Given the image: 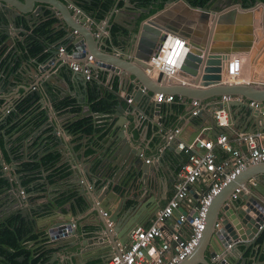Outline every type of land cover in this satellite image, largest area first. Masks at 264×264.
<instances>
[{
    "label": "crops",
    "instance_id": "0c3cea01",
    "mask_svg": "<svg viewBox=\"0 0 264 264\" xmlns=\"http://www.w3.org/2000/svg\"><path fill=\"white\" fill-rule=\"evenodd\" d=\"M8 1V4L17 2V0ZM49 1L55 3L57 2L56 0ZM261 1L264 2V0ZM112 2V5L106 11L103 19H107V15L111 12L116 0H112ZM125 2L126 0H121L118 8H123L126 4ZM176 4L171 6L168 5L169 9L168 14L164 19L165 22L169 24H172L176 21H178V23H182L185 27L194 31L192 36L195 40L196 37H199V35L205 32L206 27L203 24H200L197 18L193 17L194 13H192L188 8H174L173 6ZM223 4L224 3L219 4V6L222 7ZM11 5L12 4H10V6ZM37 5H39V3H37ZM224 9L225 8H223V10ZM124 12L125 14L123 13V10L116 11V18H118V20L122 18L121 20H123L127 17V15L129 17L130 13H133V11L130 9ZM35 13H38V11H35ZM44 14L45 17L42 14H36L41 20L39 22L36 21L32 27L27 26V34L24 35V39L21 40L20 38L15 37L16 43L19 45V47L21 48L22 42H24V40L33 41V37L36 36L37 39H41L46 42L62 43L61 47L66 46L67 50L73 55L71 58H73L74 61H87V57L75 56L74 51H72L74 46L73 41L62 29H57L55 27L57 24L59 26V20L56 18V15L52 14L49 9H46ZM93 14V17L97 19L96 14ZM57 16H59L60 19H63L64 17L59 12H57ZM103 19H97L100 21L99 26H95V24L91 21L90 23H87L86 26H89L90 28L91 26H95L94 32L96 36H103L102 42L107 41L110 46L115 48L114 44L109 41V30L105 31L106 26H108L107 29H111L112 25L114 24V20H110L107 24V21L104 22ZM237 19V16H234L233 18L228 17L224 21L221 20L222 28L220 29V33H216L217 38L214 43L221 49H238L241 45L234 46L236 43H238L235 36L236 34L234 27L237 25L241 27L237 29V31H240L239 33L241 35V39H244L246 36L245 32L253 27L255 40L251 46L250 52L246 54L243 52H238L235 54L242 55V58L244 59V77L246 80L250 83L263 84L264 4L259 5V8L255 11V14L253 13V16H251L249 19V23L247 22V19L246 23L233 22L235 20L237 21ZM90 24L92 25L90 26ZM42 25L45 27L44 32H41ZM0 29L4 30V28L1 27V23ZM6 39L7 36L4 39H0V68H5L7 66L8 60L5 57H11L13 55V52L9 53L12 45L7 48L4 46ZM127 45L128 44L125 42L118 41L117 47L126 49ZM48 55L49 53H46L40 58V60L44 61L45 59H48ZM117 56L119 57L121 54ZM61 58L65 59L62 60ZM57 59L51 65L48 63L50 68H48L45 73L39 76L38 80H40L46 74L48 78H51L52 75L59 71V67H62L67 62L66 59L68 58L66 55L60 56L59 54ZM254 59L257 61L256 63H253L255 67L250 65ZM33 65L35 67L39 66L37 64ZM20 67V63H18L16 66L13 65L9 69V73L16 72L17 68ZM82 82L85 83V85H83L81 88L78 86L75 80L71 79L69 83L64 82V86L67 88V95L64 98H53V102L46 101V97L43 96L48 106L54 104L57 107V104L61 101L72 100L75 102L74 105H80L82 107L80 112H63L62 109H59L58 107V115L53 113V111L51 112V118L59 129L57 134L53 132L51 124H47V117L45 116L43 109L40 110L44 112L43 117L45 120L37 126L34 124V122L32 124L27 123V120L31 117V115H29L27 118H21L23 116L22 113L18 111L14 112V110L19 108L21 104L20 102L24 100L22 99L23 97L19 96L22 94V92H24V89L20 87V85L18 86L15 84V86L17 85V88L11 93L12 96L10 97L9 101L5 103L4 113L9 114L12 118H10L9 123L0 127V160L3 161V164L0 165V175L4 176L5 174H8L11 175L13 179H15V177L20 174V165L22 161L27 160V154L22 155L21 153L22 145L25 143L27 145L26 148H28V157L30 156L33 158V156L37 155L36 160H39L40 156L46 154L48 150H56L60 154V159L54 167L47 169L45 172L43 170V166H39L37 169H35L34 176L24 177L25 180L23 183L26 186L27 191L30 193L29 196L31 202L28 203L33 208L36 206L41 207L42 210L40 211L31 209V215L27 214V216L24 217V212L23 214L20 213L21 205L18 204L14 206L13 204L15 203V196L18 195L20 197H24L26 195V191H24L22 188H19L17 182H15L14 189L17 190V192L16 195H14L12 194V190L14 189L6 190L4 187L5 183H0V227L3 229L5 226L4 222H6L8 218L20 216V219H18L16 223L19 224L20 220H22V223L26 228V230L22 233L23 236L21 240L17 242L19 243L17 247L2 241L0 242V247L5 251H19L16 255V259L19 262L26 260L27 264H48L52 254L55 253V258L58 256L61 258V260L55 261L54 264H106L111 255L116 252V249L109 248L110 240L106 239L103 241V243H92L91 248L85 247L83 249L84 253L75 257L74 262L71 259V255L68 254L70 251H62L61 249H58L61 246H57L55 241L50 239H39L40 236H45V233H43L41 230L45 229V227L54 217L53 207L55 206H58V208L61 209V211L65 214V216H63L64 218L70 217L72 219L70 221L76 223L75 232H70V234L65 236L63 238L64 241L72 238L79 241L82 239L81 237H86V242H89V238L94 236V224H96L98 221H101V219L107 222L109 213L107 216H105L102 212L98 214L94 209H88L85 205L84 197L80 192V188L83 184L87 189L91 188L89 178L84 170H89L91 165H93V169L95 170V168L105 163V159L110 156L112 146L117 144V130L119 129L118 126H115L116 122H120L122 119L127 121L126 117L128 118L125 132L131 144L129 149L131 151L140 149L143 152L144 160L146 162L153 163L154 165L152 168L148 167L149 169L145 177H141V172L138 174L131 172L124 181L126 185H128L127 190L116 186L114 182L111 183L110 191H113L114 188L117 190L121 189L120 194L126 198V206L124 207V210H127V208L130 209L134 204H137L136 209H131L130 211V217L133 218L137 224L134 226L132 231L138 227L148 226L151 223L155 213L161 208L165 207L175 195L176 186L178 183L177 172L182 163L187 158L185 153L177 147V142L183 141L186 143H191V138L194 135L197 136V132H201L199 134L211 139L224 132L229 135L231 142L235 147L246 150V143L238 140L239 134L243 132H255L259 130V128L263 127L262 123L264 116H262V112H257V109L252 108L250 106L251 100L245 99L243 96L242 97L245 99V101L237 100L235 101L236 104L229 108L231 115L230 125L226 128H221L216 124L213 113L214 104L219 102L221 96L217 98L214 97L205 99L203 101L204 106L208 105V108L203 111L202 117H194L191 114V98L178 95L175 90L169 89V85L163 84L165 89H162L158 92L174 93L176 98L172 103H162L161 109L159 111H154L151 113L148 110L145 112L140 109L147 100L153 102L156 101L154 96L157 92L154 93L148 91L149 95L146 94L147 92H142V94L139 96L138 102H135V100L133 102H128L125 98V93H134L135 89L133 85L129 84L128 87H126L125 83L122 85L123 78L120 76H115L114 79H110V74H108L105 70L100 71L98 75H95L93 71V76L90 79H87L85 75H83ZM93 92L95 93L94 99L96 100L104 98L110 93L114 95L111 112L93 113L91 111L89 97ZM4 100L5 99H3V101ZM119 104L124 107L125 116H121L120 113H117V106ZM71 106L72 105H69L68 107ZM38 111L39 109L36 112ZM156 115L159 116L162 127L158 128L154 125L155 121L153 120ZM32 116H34V114ZM85 116H92L94 121L100 126L101 130L95 134L83 135L82 133H71V136H68L65 129H68L69 123ZM14 122H17V124L11 127ZM61 125L64 127H61ZM176 128L181 129L179 134L176 136L175 140H169L168 135L171 134ZM3 131H5L6 134ZM60 135H62L64 138L63 145L58 144L57 136ZM71 145L74 146V149L71 147ZM75 152L79 156V161ZM217 153L219 159L229 160L232 157L230 153H226L223 150H219L218 148ZM11 154L16 159L17 169L12 167L15 163L12 161ZM148 159L150 161H148ZM77 168L83 176V184L80 181L81 179L75 174L77 172ZM62 172L67 173L65 176L61 177L58 174ZM30 178L32 179L29 180ZM259 178L264 184V178ZM205 180L206 178L203 177L190 186L189 195L187 198L181 201V206L179 210L176 211L173 218L167 221L165 226L166 234L175 231V222L179 213H188L195 205L201 191L205 188ZM257 181L258 180L255 181L252 179V187L246 186V192L249 194V196L254 195L260 198L262 201L264 200L262 195L258 192V190L253 188L254 185H257ZM106 182H108V180H106L104 183ZM34 188L35 191L33 192L32 189ZM122 196L120 195L117 197L115 204L122 198ZM136 196L138 199H135ZM28 203L26 202L25 206ZM44 209L46 210L44 211ZM125 213H128V211H125ZM48 227L49 226L46 228ZM15 228V226H12L11 230H14ZM188 230V226L184 225L182 232L187 234L189 232ZM126 237L129 238L130 233L126 234ZM235 243H237V246L234 248V251L230 253L229 257L231 262L239 260L242 256H244L246 257V264H264V232L260 234V237L253 244H251L249 240L245 241L243 239L236 240V242H233L232 245ZM22 249H25L29 252L28 256L22 254ZM206 256L212 262L216 260V258L210 256L209 252H207ZM0 264H9V262L4 256L0 255Z\"/></svg>",
    "mask_w": 264,
    "mask_h": 264
},
{
    "label": "water",
    "instance_id": "95a60500",
    "mask_svg": "<svg viewBox=\"0 0 264 264\" xmlns=\"http://www.w3.org/2000/svg\"><path fill=\"white\" fill-rule=\"evenodd\" d=\"M0 1V23L1 27L4 28V30L0 29V31L3 35L7 36L4 46L7 48L12 45L9 53L13 52L11 57H5L8 60V67L0 68V127L9 123L8 118L11 116L4 113L5 103L9 101L12 96L11 93L17 88V85H20V87L24 89V92L19 96L23 97L22 99H30L28 105H37L38 109H43L45 116L48 118L47 124H51L53 132L57 134L59 129L51 118V112L53 111V113L58 115V109L54 104L48 106L43 96H45L46 101L49 102H53V98H64L67 95V88L64 86V82L69 83L71 79L75 80L80 88L85 85V83L82 82L83 72L74 71L67 62L62 67H59V71L52 75L51 78H48L46 74L38 80L39 76L45 73V71L50 68V65L56 61L62 43L46 42L37 39L36 36L33 37V41L24 40L21 46L22 49L16 43L15 37L21 40L24 39V35L27 34V26L32 27L36 21L39 22L41 20L37 17L38 14H42L45 17L44 12L46 9H49L51 13L58 18L59 26L57 24L55 27L57 29H62L73 41L74 46L72 51H74L75 56H83L88 59V57L92 55L93 59L89 62V65L93 69L95 75L105 70L110 74V79H114L115 76H120L123 78L122 85L124 83L126 87H128L129 84L133 85L135 89V102H138L139 96L143 92L141 89L144 87L147 89V95H149L148 91L156 93L165 89L163 84H160L163 77L162 73H153L149 75L145 69L148 67L146 61L150 59L152 54H156L160 50V47L167 38L168 32L183 36L189 44V52L179 74L192 83L189 85L173 84L174 86L170 85L169 89L175 90L178 95L191 99L197 98L201 101L214 97L217 98L219 96L222 97L223 95H230L243 96L248 100L264 102V83H221V73L225 60L231 54L238 52L246 54L250 52L251 46L255 40L253 27L247 30L245 32L246 36L244 34V39H241L240 31H237V29L241 27L238 25L236 27L233 26L238 42L234 46L241 45L238 49H221L214 43L217 38L216 33H220V29L222 28V21L228 17L233 18L237 16V21L235 20L233 22L246 23L247 19L249 23V19L253 16V13L255 14L259 5L264 4L261 0H256L254 4L248 7H245L239 1L236 2L232 0L224 2L222 7L219 6V4H222V0H217L213 5L207 7L195 6L191 4L189 0H167L164 7L150 13L140 22L123 20L125 23L132 24L130 28L132 37L126 49L115 45L114 48L110 46L107 41L102 42L103 36H96L94 27L99 26L100 21L94 18L93 14L85 8L86 4L93 6V0H56V3L49 0H17L16 3H10L12 4L11 6L8 4V0ZM120 1L121 0H116L111 13L107 15V19H103L104 22L107 21V24L116 11L123 10L125 14L124 11L128 9H136V6L131 3V0H126L125 6L119 9L118 5ZM37 3H39V5H37ZM173 4H176L173 6L174 8L179 9L182 7L191 10V12L194 13L193 17L197 18L200 24L206 27L205 32L194 40L192 36L194 31L185 27L182 23H178V21L172 24L166 23L164 19L168 14V5L171 6ZM223 8L225 9L223 10ZM35 11H38V13H35ZM138 11L145 12L146 9L138 8ZM57 12L64 16L63 19L57 16ZM90 21L93 22L95 26H91L92 24H90L91 28L86 26ZM120 24L125 26L121 22ZM107 27L108 26L105 27V31L109 30V41L113 43V33L111 29H107ZM37 41L41 47L39 51L33 50L35 42ZM116 52H121V56L118 57ZM46 53H49L48 59L41 61L40 58ZM61 59L63 60L65 58ZM18 63L21 64V67L17 68L16 72L9 73V69L13 65L16 66ZM48 63H50V65ZM33 64L39 66L35 67ZM15 84L17 85L15 86ZM3 99L5 100L3 101ZM235 101L237 100H229L224 104L228 105L230 108L232 105L236 104ZM221 104L222 103H219V105ZM161 106V103L146 101L140 110L145 112L148 110L152 113L157 110L159 111ZM15 111L22 112V108H18L14 110V112ZM257 112H260V110H257ZM117 113H120L121 116H125V109L121 104L117 106ZM199 117H202V114L199 115ZM126 119L128 121L127 117ZM127 121L122 119V121L115 123V126H118L119 129L117 130V144L112 146L110 156L107 157L105 161L103 159L104 157L102 158L105 163L95 168V170L93 169V165L90 166L89 170H84L89 178L91 185L90 189H87L83 184V176L78 168L75 173L83 184L80 188V192L84 197L86 207L88 209H94L98 214L101 212H108L107 222L101 219V221L94 224V236L89 238V242H86V237H81L82 239L79 241L74 238L64 241L63 238L65 236L70 234V232H75L76 223L70 221L72 220L70 217L64 218L63 216H65V214L58 206H55L53 207L54 217L47 225L49 227L46 228V226L45 229L41 230L45 233V236H40L39 239H50L55 241L57 246H61L58 249L70 251L68 254L71 255V259L74 262L75 257L84 253L83 249L85 247L91 248L92 243H103L106 239L110 240L109 248L116 249V252H118L120 245L126 244L129 240L126 234H131L134 226L137 225L136 221L130 217L131 209H136L137 204H134L130 209L127 208V210H124L126 198H124L120 192L121 189H128V185H126L124 181L131 172L136 174L141 172V177H145L148 169L152 168L154 165L144 160L143 152L140 149L132 151L129 149L131 144L125 132ZM153 121H155L154 125L156 127H162L158 115L154 117ZM262 125L263 127L259 128V130H264V120ZM61 127L64 126L61 125ZM65 131L68 136H71V132L68 129H65ZM3 132L6 134L5 131ZM199 133L201 132H197V135ZM195 137L194 135L191 141H193ZM57 140L59 145H63L64 138L62 135L57 136ZM26 147V143L22 145L21 153L22 155L27 154L28 157V148ZM71 147L74 149V146L71 145ZM11 156L12 161L15 163L12 167L17 169L16 159L12 154ZM76 156L79 161L77 153ZM2 164L3 161L0 160V165ZM19 173L20 174L16 176L15 179H13L11 175L5 174L3 176L5 180L4 187L6 190L14 189L15 182H17L18 187L26 191V195L20 197L16 195L17 190H12V194L16 195L13 205L20 204V213L23 214L24 212V217H26L27 214L31 215V209L38 211L42 209L37 206L33 208L29 204L31 202L30 193L23 183L25 175L21 171ZM259 177L264 178V163H257L249 166L215 196L206 217V226L199 245L190 255L184 260H181L178 264H246V257L244 256L234 262L229 260L230 253L233 252L234 248L237 246V243L233 245L232 243L236 242V240L243 239L245 241L249 240L251 244H253L260 237V234L264 232V200L261 201L260 198L254 195L249 196L246 192V188L241 189L238 198L234 199L232 195L237 187H252L251 180L253 179L255 181L258 180L257 185H254L253 188L258 190L264 198V184ZM106 180H108V182L104 183ZM113 182L116 186L121 187V189L117 190L114 188L113 191H110L111 183ZM32 190L34 192L35 188ZM120 195L122 198L115 204L117 197ZM135 199H138V197L136 196ZM26 202L29 203L25 206ZM45 210L46 209H44V211ZM125 211H128V213H125ZM108 221H112L113 226L110 227ZM218 222L219 225L216 226ZM207 252L210 253L211 257H215L217 254L221 256L212 262L206 256ZM55 255V253L52 254L48 264H54L55 261L61 260L58 256L55 258Z\"/></svg>",
    "mask_w": 264,
    "mask_h": 264
},
{
    "label": "built area",
    "instance_id": "2783aa9c",
    "mask_svg": "<svg viewBox=\"0 0 264 264\" xmlns=\"http://www.w3.org/2000/svg\"><path fill=\"white\" fill-rule=\"evenodd\" d=\"M188 50L187 40L184 37L169 33L160 50L146 61L148 67L145 70L149 75L162 73L160 84L169 86L192 84L179 74ZM59 54L66 55L67 63L73 70L82 71L87 79L93 76V69L89 65L93 59L92 55L86 62L74 61L71 58L73 55L64 46L60 47ZM116 54L119 55L121 52ZM221 74L222 84L250 83L244 77V59L240 54H232L225 60ZM141 90L143 93L147 92L145 87ZM134 93H125L128 102L134 101ZM154 97L157 101L154 102L162 104L172 103L176 95L157 92ZM191 100V114L194 117L201 115L208 108V105L204 106V102L197 98ZM229 100L245 101L242 96L223 95L219 102L214 104V118L221 128L228 127L231 122L229 107L224 104ZM219 103L222 104L219 105ZM250 106L260 110L264 116V102L251 100ZM180 130L176 128L168 135V139L175 140ZM238 140L246 143V150L235 147L229 135L224 132L213 139L199 134L191 143L177 142V147L185 153L187 158L177 172L178 183L175 195L165 207L155 213L148 226L138 227L132 231L127 243L120 245L119 251L113 253L106 264H178L190 255L203 237L206 217L215 196L249 166L264 163V130L240 133ZM217 148L230 153L232 157L229 160L219 159ZM203 177L206 178L205 188L201 191L195 205L188 213H179L175 222V231L166 234L167 221L173 218L181 206V201L189 195L190 186ZM242 188L246 186L235 189L232 195L234 199L239 197ZM103 215L107 216L108 212H103ZM108 225L113 226V222L108 221ZM184 225L189 228L187 234L182 232ZM218 225L219 222L216 226ZM220 256L217 254L214 258L218 259Z\"/></svg>",
    "mask_w": 264,
    "mask_h": 264
},
{
    "label": "trees",
    "instance_id": "16d2710c",
    "mask_svg": "<svg viewBox=\"0 0 264 264\" xmlns=\"http://www.w3.org/2000/svg\"><path fill=\"white\" fill-rule=\"evenodd\" d=\"M155 1L157 0H141V3L143 5H150L155 3ZM166 0H160V2L158 4H154V7L151 9V12H155L159 9H161L164 6ZM191 4L195 5V6H200V7H207L212 0H189ZM112 0H93V6H87V4L85 5V8H87L88 10H92L95 9V11H97L96 9L99 8V10L95 13L97 19L102 20L106 11L110 8V6L112 5ZM245 7L251 6L252 3L250 0H243L242 3ZM113 33H116V31L118 29H120L119 26H115L113 28ZM45 31V27L42 25L41 26V32ZM6 36L3 35L2 33H0V39H4ZM41 49L38 41L35 42V46L34 49L35 51H39ZM95 97V93H91L90 97H89V102H90V108L91 111L93 113L96 112H103V113H109L112 110V105H113V101H114V95L113 94H108L106 97L101 98V99H94ZM113 99V100H112ZM25 101L27 102L28 99H24L22 100L20 103L19 108H22V113L23 116L21 118H27L29 117V115H31V117L27 120L28 124H32L34 122V124L40 125L45 119H44V112L42 110H39L38 112L36 107H34L33 109H29L30 106L24 107V103ZM75 102L72 100H67V101H61L60 103L57 104V107L59 109H62L63 112H70V111H75V112H80L81 111V106L80 105H74ZM69 105H72L71 107H68ZM23 106V107H22ZM37 114H36V113ZM34 114V116H32ZM12 121V120H11ZM17 124V122L14 124H12L11 127L15 126ZM3 126V125H2ZM68 130L71 133H82L83 135H88V134H95L97 132H99L100 126L94 121L92 116H85V117H80L77 120L70 122L68 125ZM53 143V141H52ZM37 158V155L34 156V159ZM60 159V154L58 151H54V150H48L46 152V154H44L43 156L41 155L39 160H34L33 162H24L23 165L25 167L28 168H34L37 169L39 166H43L46 169H50L52 167L55 166V164L58 162V160ZM1 168V167H0ZM67 172H62L60 174H58L59 176H65ZM32 178H30L29 180H31ZM3 182L5 183V180L3 178L0 177V183ZM18 219H20V216H13L8 218V220L6 222H4L5 226L3 227V229L0 227V242H6L9 243L13 246H18L22 236H23V232L26 230L24 224L22 223V220H20V223L17 224L16 222L18 221ZM18 225V226H17ZM1 226V224H0ZM12 226H15L16 228L14 230H11ZM19 251H5L2 250V248L0 247V255L4 256L5 259L9 262V264H27L26 260L19 262L16 259V255ZM21 252H23L22 254L25 256H28L29 252L25 249H22Z\"/></svg>",
    "mask_w": 264,
    "mask_h": 264
},
{
    "label": "flooded vegetation",
    "instance_id": "af4514ba",
    "mask_svg": "<svg viewBox=\"0 0 264 264\" xmlns=\"http://www.w3.org/2000/svg\"><path fill=\"white\" fill-rule=\"evenodd\" d=\"M216 1L217 0H212L211 3L208 6L213 5ZM226 1H231V0H222V3L226 2ZM232 1H236V2L239 1V2L243 3V0H232ZM250 1H251L252 4H254L256 0H250ZM159 2H160V0L155 1V3H159ZM165 2H167V0ZM131 3L136 6V9H130V10L133 11V13H130L129 17L127 15V17L125 19H123V20L133 21V22H135V21L140 22L142 19L146 18L149 15V12L152 13L151 12V9L154 7V4H155V3H153V4H150V5L146 6V5H143L141 3V0H131ZM138 8L146 9V11L145 12H140V11H138ZM96 10L98 11L99 8L96 9ZM88 11L90 13H92V14L97 12V11H95V9H92V10L90 9ZM116 15L117 14L114 13L113 16H112V19H111V20H114V24L111 27V31L113 33V30H114L113 28L115 26H119L120 29H118L116 31V33H113L112 34L113 44L115 46H117L118 45V41H122V42H125V43L128 44L129 40L132 37V32L130 31V28H131L132 24L125 23L123 20H121L122 18H120V20H118V18H116ZM115 22H117V23H115ZM120 22L123 23L126 27L125 26H122L120 24ZM29 101H30V99L27 102L25 101V103H24L23 106L24 107L30 106L29 109H31V108L33 109L34 107H36V109L38 110L37 105H28ZM10 118L11 117H9L8 119L10 120ZM36 159H34V156H33V158L29 156V157H27V160L22 161V163L20 165V171L23 172L25 176H34L35 175V173H34L35 172V169L34 168L25 167L23 165V163L24 162H27V161H32L33 162V160H36ZM43 170L46 172L47 169L43 167ZM0 177L2 178L3 175H0Z\"/></svg>",
    "mask_w": 264,
    "mask_h": 264
},
{
    "label": "rangeland",
    "instance_id": "374dc122",
    "mask_svg": "<svg viewBox=\"0 0 264 264\" xmlns=\"http://www.w3.org/2000/svg\"><path fill=\"white\" fill-rule=\"evenodd\" d=\"M257 61L254 59V60H252V62H251V66H253V67H255V65L253 64V63H256Z\"/></svg>",
    "mask_w": 264,
    "mask_h": 264
},
{
    "label": "clouds",
    "instance_id": "9594fccd",
    "mask_svg": "<svg viewBox=\"0 0 264 264\" xmlns=\"http://www.w3.org/2000/svg\"><path fill=\"white\" fill-rule=\"evenodd\" d=\"M169 33H171V32H168V34ZM174 34V33H173ZM178 35V34H177ZM183 37V36H182ZM187 45H188V48H189V44H188V42H187ZM188 52H189V50H188ZM188 52H187V54H188ZM232 55V54H231ZM187 57V56H186ZM17 108V107H16ZM9 111H10V109H9Z\"/></svg>",
    "mask_w": 264,
    "mask_h": 264
}]
</instances>
